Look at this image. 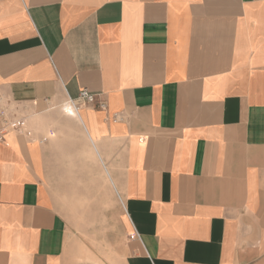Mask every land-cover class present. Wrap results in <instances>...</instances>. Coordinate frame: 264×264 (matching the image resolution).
<instances>
[{
  "label": "crops",
  "instance_id": "0c3cea01",
  "mask_svg": "<svg viewBox=\"0 0 264 264\" xmlns=\"http://www.w3.org/2000/svg\"><path fill=\"white\" fill-rule=\"evenodd\" d=\"M2 111L0 264H75L72 174L109 177L120 264H264V0H0Z\"/></svg>",
  "mask_w": 264,
  "mask_h": 264
},
{
  "label": "rangeland",
  "instance_id": "374dc122",
  "mask_svg": "<svg viewBox=\"0 0 264 264\" xmlns=\"http://www.w3.org/2000/svg\"><path fill=\"white\" fill-rule=\"evenodd\" d=\"M78 129V128H75ZM62 137L66 136L68 126L60 127ZM79 133L78 131L76 132ZM82 147L78 149V158L74 165L65 163L70 170H81L89 167L93 159ZM89 170V169H87ZM72 174L69 182L72 187L87 189H73L55 191L60 193L63 211L68 220L71 234L75 237V264H120L121 243L125 241V234L119 222V212L116 194L111 187L109 177L106 183L94 176L93 180ZM100 178V177H99ZM91 182V184H89ZM86 183V185H84ZM103 183V184H102Z\"/></svg>",
  "mask_w": 264,
  "mask_h": 264
},
{
  "label": "built area",
  "instance_id": "2783aa9c",
  "mask_svg": "<svg viewBox=\"0 0 264 264\" xmlns=\"http://www.w3.org/2000/svg\"><path fill=\"white\" fill-rule=\"evenodd\" d=\"M96 96L86 90H82L76 100H68L66 106L74 111L78 112L81 106L88 104H95ZM100 108H104V104H98ZM26 122L22 119H18L16 115H11L8 111L0 112V142L4 141L5 136L12 131H20L25 127ZM131 239L135 238V235L130 236Z\"/></svg>",
  "mask_w": 264,
  "mask_h": 264
}]
</instances>
